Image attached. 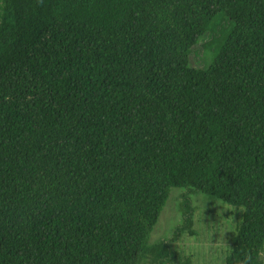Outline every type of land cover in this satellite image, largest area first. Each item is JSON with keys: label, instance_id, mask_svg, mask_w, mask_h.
<instances>
[{"label": "trees", "instance_id": "16d2710c", "mask_svg": "<svg viewBox=\"0 0 264 264\" xmlns=\"http://www.w3.org/2000/svg\"><path fill=\"white\" fill-rule=\"evenodd\" d=\"M172 188L171 241L203 194L264 264V0H0V264H175Z\"/></svg>", "mask_w": 264, "mask_h": 264}, {"label": "rangeland", "instance_id": "374dc122", "mask_svg": "<svg viewBox=\"0 0 264 264\" xmlns=\"http://www.w3.org/2000/svg\"><path fill=\"white\" fill-rule=\"evenodd\" d=\"M213 27H225L228 31L231 24L224 15L219 14L213 21ZM210 41L209 32L193 47L190 56L192 66L205 68L209 64L213 52L204 48L211 50L214 47ZM183 191L182 188L170 190L168 200L150 234V242L166 241L181 256L175 264H224L230 249V238L235 234V224L241 219L242 208L203 194H193L190 197L194 210L191 232L186 230L179 233L171 241L175 237V229L183 220L180 209Z\"/></svg>", "mask_w": 264, "mask_h": 264}]
</instances>
